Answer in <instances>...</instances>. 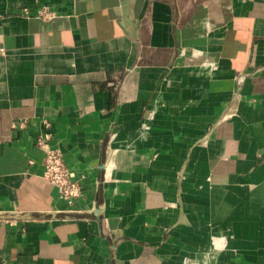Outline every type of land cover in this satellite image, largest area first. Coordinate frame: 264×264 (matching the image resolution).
<instances>
[{
	"label": "crops",
	"instance_id": "0c3cea01",
	"mask_svg": "<svg viewBox=\"0 0 264 264\" xmlns=\"http://www.w3.org/2000/svg\"><path fill=\"white\" fill-rule=\"evenodd\" d=\"M0 47V264H264V0H0Z\"/></svg>",
	"mask_w": 264,
	"mask_h": 264
},
{
	"label": "built area",
	"instance_id": "2783aa9c",
	"mask_svg": "<svg viewBox=\"0 0 264 264\" xmlns=\"http://www.w3.org/2000/svg\"><path fill=\"white\" fill-rule=\"evenodd\" d=\"M28 11L24 9V14L27 15ZM42 15V13L40 14ZM4 53V48L0 47V54ZM25 124V120L19 122L20 126ZM15 126V124L13 125ZM44 126L46 129L50 127V124L45 121ZM50 134H45L37 138L36 144L43 147L44 160H43V176L58 189L59 196L65 200L68 204H73L82 193V187L74 177V173L71 172L63 161L62 155L59 150L48 144Z\"/></svg>",
	"mask_w": 264,
	"mask_h": 264
}]
</instances>
